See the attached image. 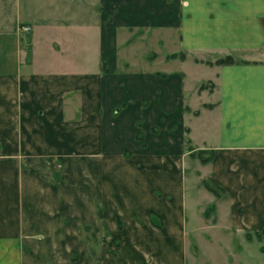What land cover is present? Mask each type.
<instances>
[{
    "label": "crops",
    "instance_id": "1",
    "mask_svg": "<svg viewBox=\"0 0 264 264\" xmlns=\"http://www.w3.org/2000/svg\"><path fill=\"white\" fill-rule=\"evenodd\" d=\"M148 24L185 53L166 77L119 65ZM188 206L264 227V0H0V264H184Z\"/></svg>",
    "mask_w": 264,
    "mask_h": 264
},
{
    "label": "rangeland",
    "instance_id": "2",
    "mask_svg": "<svg viewBox=\"0 0 264 264\" xmlns=\"http://www.w3.org/2000/svg\"><path fill=\"white\" fill-rule=\"evenodd\" d=\"M131 30V37L127 40L128 43L126 42V47L124 49V51L127 52L126 59L128 61L125 62V57L121 58L119 65L123 67L129 66L131 69L137 68L139 70L158 69L160 73L164 74L162 77H166L167 73L162 71H165L163 69L169 67L167 63L168 60L179 58L177 55L172 58L169 57L172 53H179L176 47L177 42L175 41H177V38L174 29L168 26L156 27L148 24L147 26L142 25L141 27L139 26ZM120 50L121 53L123 50L122 48ZM160 73L159 76H161ZM144 105H148V100ZM195 155L196 154H192V160L189 158L192 164L191 166L189 164L190 168L189 171L186 172V175L191 178L189 181H191L190 183H193L195 187L199 188L205 185L212 191L215 189L213 188L214 183L208 176L200 175V173L203 172V167H201L196 160L198 159V161L205 163L208 160L204 161L202 157L206 158L209 155L200 154V160ZM207 201L205 202L203 199V202L200 204L198 202L194 203V200L190 201L191 207L195 208L194 211L197 216L200 214L201 216L203 215L202 209L210 213H218L219 209L217 208L216 210L214 202ZM187 209L188 224L186 231L180 235L181 237L176 235L178 237L177 243L173 236H169V242L175 243L177 247L178 243L183 245L182 252L184 264H264L263 226V228L261 227L258 229L249 228L242 230L233 224V217L231 218L225 212L224 217L221 213L219 214L221 217L218 218V222L215 225L210 224V219H204L207 224H210L209 227L217 228L219 229L218 231L217 229L207 228L200 222L192 224V218L191 220L189 218L191 214L189 212L190 206H188ZM238 212V215L243 214V209H240ZM195 220L198 221L197 219ZM141 221L143 223V234L140 236L141 240H139L146 246L152 234L149 231L146 232V224H144L146 221ZM103 237L106 242L110 243V254L112 259L118 258L120 247L123 242H130V240H132L129 239L130 236L124 234V231L113 235L109 234V236L104 234ZM101 240H103L102 237ZM159 240H161V237ZM172 251L175 255L178 254V249H173ZM149 256H151V254ZM151 258L152 257H148L149 260ZM116 264L122 263L118 262Z\"/></svg>",
    "mask_w": 264,
    "mask_h": 264
},
{
    "label": "trees",
    "instance_id": "3",
    "mask_svg": "<svg viewBox=\"0 0 264 264\" xmlns=\"http://www.w3.org/2000/svg\"><path fill=\"white\" fill-rule=\"evenodd\" d=\"M176 55L179 56L180 58H184L185 53L183 51H179V53H172V54H170L169 57L172 58V57H175ZM238 61L239 62H246L248 60H245V59H235L231 54H227V55H225L223 57L216 58L214 62L215 63H218V64H224V63H234V62H238ZM139 131H140V129L138 130V132ZM202 159L204 161H206V160H208V157H206V158H203L202 157Z\"/></svg>",
    "mask_w": 264,
    "mask_h": 264
},
{
    "label": "built area",
    "instance_id": "4",
    "mask_svg": "<svg viewBox=\"0 0 264 264\" xmlns=\"http://www.w3.org/2000/svg\"><path fill=\"white\" fill-rule=\"evenodd\" d=\"M22 30H29L30 29V26L29 25H22L21 26Z\"/></svg>",
    "mask_w": 264,
    "mask_h": 264
}]
</instances>
